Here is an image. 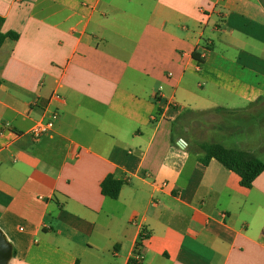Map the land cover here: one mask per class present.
<instances>
[{
  "label": "crops",
  "instance_id": "1",
  "mask_svg": "<svg viewBox=\"0 0 264 264\" xmlns=\"http://www.w3.org/2000/svg\"><path fill=\"white\" fill-rule=\"evenodd\" d=\"M7 32L9 264H129L136 251L135 264H264V169L245 187L197 147L264 151V0H0ZM51 109L52 129L32 139ZM187 114L223 139L196 140ZM106 175L122 182L116 198Z\"/></svg>",
  "mask_w": 264,
  "mask_h": 264
},
{
  "label": "trees",
  "instance_id": "2",
  "mask_svg": "<svg viewBox=\"0 0 264 264\" xmlns=\"http://www.w3.org/2000/svg\"><path fill=\"white\" fill-rule=\"evenodd\" d=\"M5 36L17 37L13 32L1 33L0 40ZM217 110L227 109L217 107ZM182 116L180 115L178 118L180 119ZM197 147L204 152L201 157L203 163H206L211 158L216 159L227 169L236 172L240 177V184L245 187H250L255 177L264 169V162L250 151L227 147L216 141H199ZM121 184L122 182L113 178L112 175H106L100 184L101 192L103 195L116 198ZM12 253H14L13 249ZM134 262L135 260L131 259L129 264Z\"/></svg>",
  "mask_w": 264,
  "mask_h": 264
},
{
  "label": "rangeland",
  "instance_id": "3",
  "mask_svg": "<svg viewBox=\"0 0 264 264\" xmlns=\"http://www.w3.org/2000/svg\"><path fill=\"white\" fill-rule=\"evenodd\" d=\"M186 118H187L186 121H185L186 122V125H188L190 127V129H191V131H192V133H193V135H194V137H195L196 140H205L207 138H211V140H217L218 141V140H222L223 139V137H221L220 135H218L217 132H214L213 133L210 130L211 128H213V126L212 125H209L208 126L207 123H211V122L208 121L206 123L204 117L198 118V116H196V115L187 114V117ZM234 122H235L234 125H236V127L243 128V126H244L243 123H241V122L239 123L237 121H234ZM182 127H183L182 120L181 119H177L175 121V130L177 132H179V131H181ZM207 127H209L208 128L209 130H207ZM249 127H250V129L252 131H254L256 133L259 132V130L262 129V127L260 125H256L255 124V121L250 122V126ZM239 133L240 132H238L235 136L236 137L239 136ZM257 138H259L258 135H254L253 140L256 141ZM224 140H225L224 143L226 145L230 144V139H227V140L224 139ZM257 156L259 158H264V151L263 152H257ZM82 264H88L86 262V258H84L82 260Z\"/></svg>",
  "mask_w": 264,
  "mask_h": 264
},
{
  "label": "built area",
  "instance_id": "4",
  "mask_svg": "<svg viewBox=\"0 0 264 264\" xmlns=\"http://www.w3.org/2000/svg\"><path fill=\"white\" fill-rule=\"evenodd\" d=\"M58 117V112L55 109H51L47 112L45 118L37 119L27 130V134L32 139H38L43 133L52 129L55 120ZM140 252H135L134 259L138 262L141 259Z\"/></svg>",
  "mask_w": 264,
  "mask_h": 264
},
{
  "label": "water",
  "instance_id": "5",
  "mask_svg": "<svg viewBox=\"0 0 264 264\" xmlns=\"http://www.w3.org/2000/svg\"><path fill=\"white\" fill-rule=\"evenodd\" d=\"M177 144L184 146L186 143L183 138H179ZM12 256V247L10 242L6 239L3 232L0 230V264H9V259Z\"/></svg>",
  "mask_w": 264,
  "mask_h": 264
}]
</instances>
